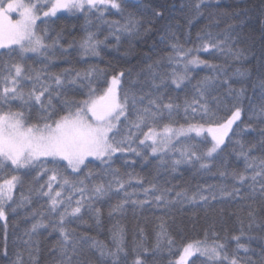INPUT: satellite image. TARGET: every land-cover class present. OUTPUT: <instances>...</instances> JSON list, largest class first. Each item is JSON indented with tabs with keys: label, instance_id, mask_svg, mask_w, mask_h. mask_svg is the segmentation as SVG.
<instances>
[{
	"label": "trees",
	"instance_id": "obj_1",
	"mask_svg": "<svg viewBox=\"0 0 264 264\" xmlns=\"http://www.w3.org/2000/svg\"><path fill=\"white\" fill-rule=\"evenodd\" d=\"M117 3L119 9L107 6L102 17L94 11L68 10L37 21L36 33L48 47L39 53H20L17 49L9 63L19 62L26 73L34 76L39 72L44 80L60 75L64 80L63 91L60 97L53 98L58 107H62L65 99H85L89 79L93 87L102 91L114 74L122 72V88L130 95L144 97L138 107L146 106L149 99L161 94L165 102L171 99L183 105L185 99L198 96L196 86L207 79L206 99L216 117L226 118L237 107L241 115L207 168H201L195 160L173 166L172 161L180 157V150L185 147L183 142L188 138L173 143L171 151L153 155L149 143L147 148L139 143L142 133L132 144L140 151L139 156L134 152H118L109 164L88 159V167L80 175L91 171L85 181V196L92 197L93 209H99V223L96 212L88 209V200L80 214L65 218L72 264H113L111 256L101 257L93 241L103 245L106 252H114L113 233L116 231L123 232L125 249L117 254V264H133L137 253L143 264H174L185 244L204 241L206 236L208 244L213 240L224 243L229 258L235 254L239 264H264V198L259 194L264 176H257L253 181L255 170L247 166L253 160L257 165L264 161V0H117ZM130 19L137 24L136 34L117 31ZM90 33L94 41H99L95 55L85 53L81 47ZM176 42L184 49H193L192 55L206 61L202 65H189L188 78L180 89L171 83V73L183 72V65L169 62V56H174L171 45ZM205 42L217 47L196 52ZM0 72H4L2 67ZM77 73L81 75L78 77ZM88 73L92 76L85 79ZM162 76L167 77L163 84ZM73 79L77 82H68ZM154 82L159 87H154ZM23 83L25 91L31 90V81ZM10 103L13 111L20 110V101ZM7 108L6 105L5 111ZM25 114L31 122L37 119L35 111L29 114L25 109ZM192 115L190 113L189 118ZM127 116V126H121L122 133H127L136 119V110L131 105ZM158 120V129L168 123L187 126L189 122L182 107L171 119L164 110ZM203 137H207V145ZM203 137L191 136L190 141L201 153L212 143L209 134ZM233 173L244 174L245 180L239 181ZM48 175L39 177L36 182V171H32L31 175L22 176V183L14 189L12 207L15 211L9 209L7 221H0V264H14L17 254L23 264H65L60 254L63 238L56 227L64 205L52 212L48 198L36 194L40 184L47 182ZM5 178H10V173H0V183ZM117 179L126 182L124 189L117 191ZM109 182L113 187L108 194L95 197L94 185L107 187ZM54 187L58 189L59 185L54 183ZM146 188L150 189L147 196ZM221 188L232 195H222ZM125 191L131 196L127 198L129 202L124 205V211L110 215L113 206L126 199ZM197 191L205 195L215 191L216 198L210 197L207 202L199 199L195 203L177 202L180 200L176 196L178 192L191 197ZM161 192L173 202L167 205L164 201L157 202L154 197ZM68 195L73 197L72 206L81 198L80 192L66 187L62 193L65 203ZM145 199L149 202L143 205L131 203V200ZM250 211L254 219L249 216ZM161 219L166 224L168 237L174 241L171 248L167 238L157 247ZM37 221H42L45 227L31 232L32 224ZM234 236L238 240L233 239ZM193 262L213 264L199 255L191 257L188 264Z\"/></svg>",
	"mask_w": 264,
	"mask_h": 264
},
{
	"label": "snow or ice",
	"instance_id": "obj_2",
	"mask_svg": "<svg viewBox=\"0 0 264 264\" xmlns=\"http://www.w3.org/2000/svg\"><path fill=\"white\" fill-rule=\"evenodd\" d=\"M42 3L44 7H47V10L43 11L45 17L54 16L60 9L78 10L84 13L94 11L100 13L102 17L107 6L119 9L120 4L117 3V0H36L35 3L33 0H7V3L5 0H0V49L6 50L0 51V67L4 69V72H0V173H10V178H5L0 183V221H7L9 209L15 211V208L12 207V203H14L13 190L18 183H22V176L31 175L32 171H36V182H38L39 177L50 173L47 182L40 184V187L36 189V194L48 198L52 212H57L60 206L64 205L63 211L59 213L60 223L56 227L63 238L60 254L65 258V264H72V257L68 254L70 236L64 227L65 218L69 215L75 217L80 214L82 208L85 207V201L88 200V209L96 212L99 223V209H93L90 202L92 197L85 196L87 188L85 181L91 176V171L85 176L80 175L88 167L86 161L90 157L99 160L101 164H109L113 155L118 152H134L139 156L140 151L132 146L133 142L139 139V133L143 134L139 143L147 148L149 145L146 142L150 141L153 155L171 151L170 145L174 139L187 137V141L183 142L185 147L180 150V157L172 161L173 166L185 162L191 163L195 160L200 163L201 168H207L210 160L214 158V154L221 150V145L225 143V137L232 130L233 124L240 119L241 110L237 107L230 116L218 119L206 99L209 87L207 79L196 86L198 96L193 95L191 99H185L183 105L173 103L171 99L165 102L163 94H161L149 99L146 106L138 107L144 97H137L135 93L130 95L122 88V72L114 74L107 87L102 91L98 87H93L92 81L89 79L86 98L82 101L65 99L62 102V107L54 105V96L60 97L63 91L64 80L60 75H54V78L49 76L48 80H44L39 72L34 76L31 73H26L19 62L9 63L17 49L20 53H39L48 47L43 38L36 34V22L40 18ZM11 13H16V18H13ZM156 14L160 15V13ZM136 29V22L130 19L127 24L118 27L117 31L128 32L131 35L136 34ZM97 43L99 41H94L90 33L81 47L85 53L91 52L95 55L98 54L96 52ZM171 46L174 56H169V62L182 64L184 69L183 72L174 70L171 73V83L180 89L188 78L189 65H202L206 64V61L192 55L193 49H184L179 42L173 43ZM210 46L217 47V45H210V42H205L195 51H207ZM5 57H8V60H5ZM176 57L180 59L177 60ZM80 75L77 73L78 77ZM91 76L92 73H88L85 75V79ZM166 79L167 77L162 76L161 84ZM25 80L31 81V90L29 91H25L26 86L23 83ZM68 82L76 83L77 81L73 79ZM153 86L159 87L155 82ZM11 101H20L19 111L12 110ZM6 105L8 108L5 111ZM129 105L136 110V119L131 122V128L136 131H132L130 128L127 133H122L121 126H127L125 121L128 120ZM181 107L185 119L189 121L187 126L181 125L179 128H175L168 123L158 130V117L164 115V110H167L168 117L171 119ZM25 109L29 114L32 111L36 112L35 122L30 121L25 114ZM190 113L194 114L191 118H189ZM145 127L147 131H144ZM205 131L211 136L212 143L201 153L196 150L195 145L190 143V134L194 133L196 137H202ZM203 143L207 145V137H203ZM245 159L247 160L246 155ZM161 162H164L163 158H161ZM247 166L255 170V174L252 176L253 181L257 176H264V161L257 165L253 160L248 162ZM72 174L77 175L73 176ZM233 176L241 182L245 180L244 174L237 176L236 173H233ZM54 183L59 185L58 189L54 187ZM125 183V181L117 179V191L124 189ZM45 187L47 191H44ZM66 187L81 193V198L75 201V206H72V195L67 196V203L62 197ZM112 187L111 182L107 187L104 184L94 185L95 197L106 196ZM153 188H155L154 185ZM149 191L150 189H144L146 196ZM220 191L222 195H232V193L225 192L223 188ZM259 194L264 198V183L261 184ZM252 195L253 197L256 195L254 186ZM124 196L126 199L114 205L110 215L112 212L124 211V205L129 202L127 198L131 194L125 191ZM176 196L180 198L177 202L195 203L197 199L205 202L210 197L215 199L216 193L211 191L205 195L202 191H197L189 197L186 193L178 192ZM154 198L157 202L164 201L165 205L173 202L168 199L165 192H161ZM148 202L147 199L131 200L134 205H143ZM249 216H253L251 211ZM42 227H45L42 221H37L32 224L31 232H36ZM158 229L157 247L165 238H167L170 248L173 247L174 241L168 237L166 224L162 219ZM233 239L238 240V237L234 236ZM113 240L116 245L114 252H106L105 247L95 241H93V247L97 248L101 257L111 256L113 264H117V254L125 251L122 246L123 232H114ZM238 247L244 248L239 244ZM244 251L247 252L248 249L244 248ZM75 252L76 246L73 244L72 253L75 254ZM197 254L213 261V264L216 262L223 264L224 261H228L229 264H239L235 254L231 259L229 258L224 243L213 240L211 244H208L207 236L204 241L197 240L185 244L176 264H188L189 258ZM29 255L31 256V252ZM14 264H23L20 254H17ZM133 264H143L139 253H137Z\"/></svg>",
	"mask_w": 264,
	"mask_h": 264
},
{
	"label": "rangeland",
	"instance_id": "obj_3",
	"mask_svg": "<svg viewBox=\"0 0 264 264\" xmlns=\"http://www.w3.org/2000/svg\"><path fill=\"white\" fill-rule=\"evenodd\" d=\"M33 2L35 3L36 2V0H33ZM44 10H47V7H44L43 6V3H42V11H40V13H39V16H40V18L37 20V21H39V20H41V19H43V18H46L44 15H43V11ZM65 11H68V10H64V9H60V10H58L57 11V13H60V12H65ZM56 13V14H57ZM11 16L13 17V18H16V13H11ZM37 34V33H36ZM38 35V34H37ZM27 53H33V52H27ZM173 127H175V128H179L180 126H173ZM186 127V126H185ZM159 130V129H158ZM208 133L205 131L203 134H202V137L204 136V135H207ZM191 136H195V134L193 133V134H190ZM184 138H187V137H179L178 139H174L173 140V142H172V144L173 143H175V142H177V141H179V140H181V139H184ZM146 143H149L150 145H151V142L150 141H148V142H146ZM210 146H211V144H210ZM170 147H172V145H170ZM166 152H168V151H164V152H160V153H157L156 155H160V154H162V153H166ZM89 159H93V158H89ZM14 191V190H13ZM197 255H199V254H197ZM191 258V257H190ZM189 258V259H190ZM179 259V257H177L174 261H173V263L174 264H176V262H177V260Z\"/></svg>",
	"mask_w": 264,
	"mask_h": 264
}]
</instances>
